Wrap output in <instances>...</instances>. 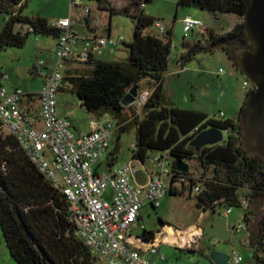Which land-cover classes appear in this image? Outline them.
<instances>
[{"label": "trees", "instance_id": "16d2710c", "mask_svg": "<svg viewBox=\"0 0 264 264\" xmlns=\"http://www.w3.org/2000/svg\"><path fill=\"white\" fill-rule=\"evenodd\" d=\"M27 1L0 0V13L8 17L0 32V53L8 47L23 48L30 34L59 37L60 30L47 19L22 14ZM83 1L95 2L98 9L108 11L109 18L114 14L133 17V39L128 44L125 61L95 59L85 64L70 65V69L65 71L60 92L74 94L89 114L97 117L107 114L112 117L117 126V140L120 134L134 129L135 143L131 150L133 160L145 164L150 153L168 151L174 174H178L176 162H186L189 170L184 176L188 182L182 183L180 190L172 183L169 195L181 196L188 189L190 198L193 188H200L198 183H201L203 187L195 197L199 209L215 212L218 207L241 208L244 210V221L250 224V216L260 212L264 203V159L250 157L243 150L240 117L235 120L216 119L167 101L163 82L168 71L171 33H166L164 38L144 34L154 24V19L140 5L150 0H124L126 4L122 7L111 5V0ZM250 2L178 0V7H194L214 15H234L239 18V22L227 33L207 30L206 45L201 41L184 42L185 52L180 58L182 65L196 55L212 52L216 48L222 49L232 61L227 46H215L248 42L244 16ZM17 25L25 26L27 31L18 32ZM107 29L110 31V24ZM3 77L0 72V89L4 86ZM144 80L151 81L154 88L143 108V116L139 118L122 102L129 90L135 85L139 90ZM253 91L251 85L247 96ZM34 95L28 94L31 101ZM242 112L243 108L239 115ZM212 127L226 132L221 144L199 151L190 146L199 133ZM116 153L117 147L106 159L108 166L115 164ZM193 160L200 164L204 172L211 170V177L197 182L190 167V161ZM240 195H245L246 208L238 200ZM255 202L256 207H251ZM67 209L65 196L37 172L16 140L8 135H0V228L6 246L18 264H98L83 242L73 234ZM143 236L151 239L154 234L144 231ZM249 244L256 262H264V213L257 220L256 228L250 231Z\"/></svg>", "mask_w": 264, "mask_h": 264}, {"label": "built area", "instance_id": "2783aa9c", "mask_svg": "<svg viewBox=\"0 0 264 264\" xmlns=\"http://www.w3.org/2000/svg\"><path fill=\"white\" fill-rule=\"evenodd\" d=\"M69 1L70 10L77 9V14H69L52 24L61 32L56 39V62L52 66L39 62L32 71L42 81L37 93V110L29 108L31 99L23 89L3 86L0 89V132L14 138L37 172L65 196L73 234L98 264H158L165 260L159 252L162 243L195 249L199 233L175 231L177 236L171 239L161 236L159 242L154 237L145 238L143 232L146 230L142 225L139 226L141 235L131 233L144 206L159 208L173 184L188 182L184 173L177 170L178 174H174L168 151L152 155L151 170L131 156L127 162L108 166V150L117 129L112 117L105 114L90 120L88 130L83 131L75 129L70 118L59 115L57 97L69 65L88 63L125 43L122 36L96 35L99 23L91 7L83 0ZM145 7L146 3L141 2L140 8ZM78 25L91 35L80 36L76 29ZM155 28L158 35H166L159 24H155ZM183 30L185 33L197 30L199 35L207 33L202 22L190 16L183 19ZM218 73L226 74L221 69ZM3 79L9 82L8 75ZM244 87H248L247 82ZM150 95V90H138L127 108L138 114ZM220 116L223 118L224 115ZM103 162L105 171L100 169ZM138 172H143L145 183L135 180ZM193 191L199 193V186ZM238 200L247 207L245 195H240ZM230 213L231 208H228L223 214L227 217ZM245 222L243 219L233 232L243 233L248 226ZM241 262L242 256L233 250L227 264Z\"/></svg>", "mask_w": 264, "mask_h": 264}, {"label": "rangeland", "instance_id": "374dc122", "mask_svg": "<svg viewBox=\"0 0 264 264\" xmlns=\"http://www.w3.org/2000/svg\"><path fill=\"white\" fill-rule=\"evenodd\" d=\"M123 1L111 0V5L120 7L126 4L125 1L123 4ZM177 3L178 0H150L144 9L145 13L154 19V24L147 28L144 34L164 38L163 35H158L155 24L163 27L166 33H171V52L168 58L167 76L163 84L164 94L170 100V104L174 106L206 111L211 117L216 119H223L224 117L229 119L236 118L239 116L241 108H244L247 93L252 84L244 76L235 61L233 59L231 61L220 48H216L212 52L200 53L191 61L185 63V65H182L180 60L181 55L185 52L183 49L184 42L194 43L201 41L204 45L208 42L207 33L204 36H200L197 30L185 33L183 30L184 18L190 16L192 19L201 21L207 28L212 26L214 29H219L231 27L234 23V21H231L232 16H227L228 18H224L217 23V17L214 14L211 17L208 14L209 12H203L194 7H178ZM86 4L91 7L92 14L98 19L97 35L108 37L106 27L110 24L111 36H122L125 40V43L115 48L114 51L109 50L108 54L97 57V59L112 62L125 61L128 57V44L133 39L135 24L133 17L114 14L109 18L108 11L98 9L95 2L90 1L86 2ZM77 12V9L72 8L70 10L69 0H28L22 14L27 17L40 16L47 19L50 24H53L57 20L67 17L68 14L74 16ZM218 17L222 16L219 15ZM7 19V15L0 13V32ZM76 29L80 36L86 35L82 26L78 25ZM16 30L25 33L27 28L17 25ZM56 42V38L51 36L30 34L23 48L8 47L0 53V72L10 77V83L15 84L24 91L27 90L28 93L35 94L33 100L29 101L30 109L37 110L38 100L36 93L39 92V88L42 85L41 79L33 75L32 70L39 62H44L48 66H52L56 62L54 55ZM228 48L231 53V48ZM220 69L225 71L226 74L220 75L218 73ZM2 82L4 86L9 84L5 79H2ZM244 82L248 83L247 88L244 87ZM65 88L66 86H64ZM153 88L154 85L149 82H143L139 85V90L152 91ZM57 100L58 110L68 107L76 125L81 130L87 131L89 121L93 116L85 108L81 107L78 98L70 92L61 91ZM130 110L128 109L127 111L129 112ZM142 111L135 115L142 118ZM220 114H223L224 117L222 118ZM0 135L5 136L6 134L0 132ZM116 135L117 130L112 135L108 156L114 153L117 147L115 164L120 165L130 160L132 146L135 143V130L130 129L120 134L118 140ZM225 137L226 132L223 139ZM154 154H149L145 164L147 169H153L151 158ZM190 167L197 182L210 178L212 175L211 170L204 172L200 164L194 160L190 161ZM100 169L105 171V162L101 164ZM135 180L138 183H143L145 180L143 172H138L135 175ZM198 184L200 188L203 187L201 183ZM176 187L180 190L181 185L177 184ZM188 196L189 190L186 189L181 196L168 194L157 209H153L149 205L144 206L141 211L140 221L131 230L133 236L141 235L142 230L139 226L142 225L147 232H153L156 236L159 233L166 234L165 229L160 225V221L165 225L171 226L176 231H185L192 225L201 228L198 246L193 252L184 247L162 243L159 252L164 256L165 260L158 264H213L210 260L212 252L223 253L230 257L233 250L242 256L240 264H264V262L257 263L253 258L252 248L249 243L246 246L242 245V242L248 239L251 228L253 230L256 228L257 220L264 213V208L250 216L254 222L249 229H245L243 233H234L233 227L243 222V209L231 208V213L228 217L223 214L228 209L225 207H218L215 212L203 213L196 205V193L193 192L190 198ZM256 205V202L252 203L251 207H256ZM0 264H18L12 258L6 246L1 228Z\"/></svg>", "mask_w": 264, "mask_h": 264}, {"label": "water", "instance_id": "95a60500", "mask_svg": "<svg viewBox=\"0 0 264 264\" xmlns=\"http://www.w3.org/2000/svg\"><path fill=\"white\" fill-rule=\"evenodd\" d=\"M244 23L248 37L246 44L231 42L217 46L226 45L231 48L233 60L254 86L240 115L242 147L248 156L259 155L264 159V0H251ZM137 91L136 85L129 90L122 102L125 107L134 101ZM224 133V130L209 128L199 133L190 146L199 151L204 147L217 145L223 142ZM176 168L182 173L189 170L188 164L181 160L176 162ZM160 225L163 226L164 223L160 221ZM227 259L228 256L223 253L210 254L213 264H227Z\"/></svg>", "mask_w": 264, "mask_h": 264}, {"label": "crops", "instance_id": "0c3cea01", "mask_svg": "<svg viewBox=\"0 0 264 264\" xmlns=\"http://www.w3.org/2000/svg\"><path fill=\"white\" fill-rule=\"evenodd\" d=\"M123 4H124V1H123ZM124 6V5H123ZM120 7H122V6H120ZM203 12H207V11H203ZM211 17H212V13H208ZM68 16H69V14H68ZM214 16H216L217 17V19H216V21H217V23L218 22H220L222 19H226V18H228L227 16H232L231 18V21H234V23H233V25L231 26V27H229V28H219V29H214V28H212V26L211 27H209V28H207V27H205L207 30H214L216 33H219V34H224V33H227V32H229L232 28H233V26L235 25V24H237L238 22H239V18L238 17H236V16H234V15H220V16H222V17H218L217 15H214ZM64 18H66V17H64ZM234 18V19H233ZM106 30L108 31V29H107V27H106ZM85 34H89V35H91L90 33H87L86 31H85ZM95 34H96V31H95ZM97 35V34H96ZM108 35H111L110 34V31H108ZM86 36V35H85ZM99 36V35H98ZM201 36V35H200ZM83 37V36H82ZM103 37V36H102ZM105 54H108V51H106L104 54H103V56L105 55ZM167 76V73L165 74V77ZM165 77H164V80H165ZM10 77H9V84L7 85L6 84V86L7 87H10V86H13V87H18V86H16L15 84H12V83H10ZM249 81V80H248ZM143 82H149L150 84H153L151 81H147V80H144V81H142L141 83H143ZM140 83V84H141ZM251 83V82H250ZM163 84H164V82H163ZM254 87V86H253ZM41 88V87H40ZM40 88H39V90H40ZM25 93H27V94H32V93H28L27 92V90H25ZM38 93V92H37ZM36 93V94H37ZM165 97L167 98V101L170 103V100L168 99V97L165 95ZM57 107H58V105H57ZM184 109V108H183ZM244 109V108H243ZM196 111V110H195ZM199 112H202V113H205V114H207L208 116H210L206 111H199ZM58 113H59V115L60 116H66V117H68V118H70L71 120H72V122H73V124H74V127H75V129H77V130H81V128L78 126V125H76V123H75V121H74V119L72 118V115H71V112H70V110L68 109V107H64V108H61L60 110H58ZM91 116H93V118L91 119V120H93V119H97L98 117L97 116H95V115H92V114H90ZM211 117V116H210ZM224 117V116H223ZM238 117H240V115L239 116H237L236 118H234L233 120H235V119H237ZM224 119H229V118H225L224 117ZM84 131V130H83ZM134 146V145H133ZM132 146V147H133ZM254 156H259V155H254ZM260 157V156H259ZM146 164V163H145ZM146 182V178H145V180H144V182L143 183H145ZM143 183H141V184H143ZM178 190H179V188H178ZM168 195V194H167ZM166 195V196H167ZM165 196V197H166ZM164 197V198H165ZM264 208V203H263V207L261 208V209H263ZM143 209V208H142ZM142 209H141V211H142ZM141 211H140V219H141ZM208 211H206V212H203V213H207ZM204 215V214H203ZM229 216V215H228ZM227 216V217H228ZM140 219H139V221H140ZM245 222V221H244ZM253 222H254V220H251L250 221V224L247 226V229H249L248 227H250L251 226V224H253ZM246 223V222H245ZM167 227H170V228H172L171 226H169V225H163V228L165 229V231H166V234H161V233H159V234H157V236L156 235H154L153 237H154V240L156 241V242H159V241H161V236H167L168 237V233H167ZM235 227V226H234ZM233 227V228H234ZM173 229V228H172ZM253 228H251V230H252ZM174 231H176L175 229H173ZM178 233H182V234H187V233H199V235L201 234V228L199 227V226H195V225H192L189 229H187V230H185V231H178ZM177 236V235H176ZM173 238V237H172ZM248 239H249V237H248ZM248 239L247 240H245V241H243L242 242V245H244V246H246L248 243H249V241H248ZM197 243H198V239H197ZM194 250V249H193Z\"/></svg>", "mask_w": 264, "mask_h": 264}, {"label": "bare ground", "instance_id": "6f19581e", "mask_svg": "<svg viewBox=\"0 0 264 264\" xmlns=\"http://www.w3.org/2000/svg\"><path fill=\"white\" fill-rule=\"evenodd\" d=\"M167 233H168L167 239H171L172 237L174 238L177 235L176 232L170 227H167Z\"/></svg>", "mask_w": 264, "mask_h": 264}, {"label": "flooded vegetation", "instance_id": "af4514ba", "mask_svg": "<svg viewBox=\"0 0 264 264\" xmlns=\"http://www.w3.org/2000/svg\"><path fill=\"white\" fill-rule=\"evenodd\" d=\"M245 119H247V117H245ZM245 119H244V120H245ZM245 121H246V120H245Z\"/></svg>", "mask_w": 264, "mask_h": 264}]
</instances>
